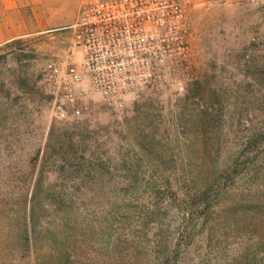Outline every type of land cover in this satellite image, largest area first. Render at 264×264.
<instances>
[{
  "label": "rangeland",
  "instance_id": "obj_1",
  "mask_svg": "<svg viewBox=\"0 0 264 264\" xmlns=\"http://www.w3.org/2000/svg\"><path fill=\"white\" fill-rule=\"evenodd\" d=\"M180 1L181 83L119 111L53 113L80 0L0 45V264H264V0Z\"/></svg>",
  "mask_w": 264,
  "mask_h": 264
},
{
  "label": "built area",
  "instance_id": "obj_2",
  "mask_svg": "<svg viewBox=\"0 0 264 264\" xmlns=\"http://www.w3.org/2000/svg\"><path fill=\"white\" fill-rule=\"evenodd\" d=\"M66 28L67 59L43 69L58 117L83 118L97 101L119 111L181 83L190 43L180 0H80Z\"/></svg>",
  "mask_w": 264,
  "mask_h": 264
},
{
  "label": "crops",
  "instance_id": "obj_3",
  "mask_svg": "<svg viewBox=\"0 0 264 264\" xmlns=\"http://www.w3.org/2000/svg\"><path fill=\"white\" fill-rule=\"evenodd\" d=\"M48 0H0V45L29 33L44 32L63 24L43 20ZM38 11L32 22L24 23L25 11Z\"/></svg>",
  "mask_w": 264,
  "mask_h": 264
}]
</instances>
